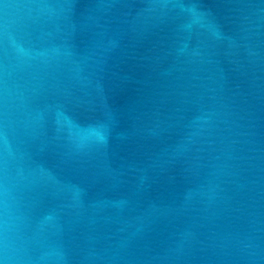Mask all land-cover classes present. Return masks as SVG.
<instances>
[{
  "label": "water",
  "instance_id": "water-1",
  "mask_svg": "<svg viewBox=\"0 0 264 264\" xmlns=\"http://www.w3.org/2000/svg\"><path fill=\"white\" fill-rule=\"evenodd\" d=\"M0 264H264V0H0Z\"/></svg>",
  "mask_w": 264,
  "mask_h": 264
}]
</instances>
